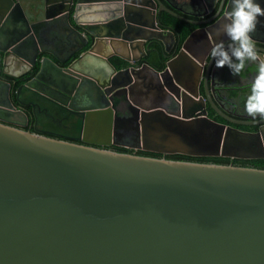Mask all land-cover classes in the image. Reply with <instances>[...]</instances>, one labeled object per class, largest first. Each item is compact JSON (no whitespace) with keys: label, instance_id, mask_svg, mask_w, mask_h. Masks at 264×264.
<instances>
[{"label":"water","instance_id":"obj_1","mask_svg":"<svg viewBox=\"0 0 264 264\" xmlns=\"http://www.w3.org/2000/svg\"><path fill=\"white\" fill-rule=\"evenodd\" d=\"M194 1L0 0V264H264V167L107 147L264 157V119H235L211 95L204 58L227 39L215 30L228 8L200 18L216 0ZM160 9L198 26L157 69L138 60L147 39L174 41ZM51 26L68 53L28 57ZM205 100L256 129L210 118Z\"/></svg>","mask_w":264,"mask_h":264},{"label":"clouds","instance_id":"obj_2","mask_svg":"<svg viewBox=\"0 0 264 264\" xmlns=\"http://www.w3.org/2000/svg\"><path fill=\"white\" fill-rule=\"evenodd\" d=\"M261 17H264V7L257 0H230L229 8L224 11L222 22L215 30V36L223 35L228 43L219 40L209 52L217 68L226 66L232 75H239L248 62L260 60L252 34ZM244 111L254 120L257 117L264 119V61L259 63L251 82Z\"/></svg>","mask_w":264,"mask_h":264},{"label":"trees","instance_id":"obj_3","mask_svg":"<svg viewBox=\"0 0 264 264\" xmlns=\"http://www.w3.org/2000/svg\"><path fill=\"white\" fill-rule=\"evenodd\" d=\"M155 16H156V19L160 27L167 28L173 32V35H174L173 46L170 50L166 51L164 50L162 42L159 39L151 37L145 41L144 43L145 54L138 61H146L151 66L157 69H161L164 66L165 60L176 52V50L180 46L184 37L195 26V23H192L184 18L178 17L177 15L172 14L162 9L156 11ZM76 53L77 52H75L73 56ZM41 54H47V52H39L37 56ZM50 56L54 58L52 55ZM109 60L113 62V64L117 68L122 67L127 64V61L115 55L109 56ZM59 63L64 64V62H59ZM258 67L259 66H257L256 63L252 62L246 65L245 69L239 75H234V76L236 78L237 77L245 78L251 72L258 71ZM35 68H36V64H34L33 68L29 70L26 75L18 79L17 82L21 81V79L26 78L27 76L32 74L35 71ZM229 73L231 74L228 67H226V70L224 69L223 77L227 78V75H229ZM1 76L9 78L5 75H1ZM250 88H251V83L245 84V85L243 84V86L241 87H228L226 94L227 96L231 97L234 100L237 107L244 108V102H245L247 95L250 92ZM231 108H233V106H231ZM207 116L217 121L226 122L224 119H222L219 115H217L209 107L207 109ZM238 126L246 128V129L253 128L252 126H241V125H238ZM112 149H115L118 151L135 152L138 154L151 155V156H163L166 158H174V159H189V160H195V161H212V162H222V163L230 162V163L240 164V165L264 167V158H260V157L240 158V157H230V156H225V155H187V154L178 153V152L161 154L159 152L144 150V149L133 150L130 147H125V146H120V145H116Z\"/></svg>","mask_w":264,"mask_h":264},{"label":"flooded vegetation","instance_id":"obj_4","mask_svg":"<svg viewBox=\"0 0 264 264\" xmlns=\"http://www.w3.org/2000/svg\"><path fill=\"white\" fill-rule=\"evenodd\" d=\"M173 1V4L175 5H180L182 7H184V4H189V3H192L193 6H194V3L195 1H191V0H171ZM167 6L171 7L167 2L163 1ZM219 2V0H216V3H215V6L214 8L209 11L208 13H205L204 15L200 16V18L202 17H207L209 15H211L213 13V11L215 10V8L217 7V3ZM223 3L226 4L227 8H229V4H230V0H223ZM175 11H177L176 9H174ZM178 12V11H177ZM186 17H190V18H199V16H194V15H191V14H184ZM209 21H207L206 23H208ZM205 23V24H206ZM198 26V24H195L194 27ZM193 27V28H194ZM252 36H254L255 38H258V39H264V17H261L260 18V22L257 24V28H256V31L252 34ZM225 42V44L228 43V40L225 39L223 40ZM255 43L257 45H262L264 46V43H261L259 42L258 40H254ZM174 43V41H173ZM173 43L171 44L169 50L172 48L173 46ZM180 47V46H179ZM178 47V48H179ZM211 48V47H210ZM210 48L207 50L206 54H205V58H204V63L206 62V60L208 58H210ZM70 49H68L69 51ZM178 50V49H177ZM176 50V51H177ZM68 51L66 50V52L68 53ZM44 52H47V54H50L48 51H44ZM176 53V52H175ZM174 53V54H175ZM66 54V53H65ZM65 54L63 55H60V57H63L65 56ZM42 56L39 55L37 57H40ZM172 56V55H171ZM252 62H248V64H250ZM253 63H256L257 66L258 63L257 62H253ZM34 66V65H33ZM203 70H204V64H203ZM224 69L226 70V66L223 67V68H217L215 66V62L213 59H211V62H210V68L208 69V76H211V95H212V98H213V101L214 103L221 109L223 110V112L235 119H240V120H254L252 117L248 116L245 111H244V108H240V107H237L234 100L227 96V88L228 87H241L243 86V84H249L252 82L254 76L256 75L257 71H253L251 72L250 74H248L245 78H239V77H235L234 75H231L229 73V75H227V78H224L223 77V73H224ZM2 74L0 73V77ZM31 75V74H30ZM29 75V76H30ZM4 77V76H3ZM20 79V78H19ZM24 79V78H23ZM21 79V80H23ZM226 84V85H225ZM198 92L203 94V88H202V85H201V82H199L198 84ZM234 103V105H233ZM204 104H205V108H206V114H207V109L208 107L211 108L217 115H219L209 104L208 102L205 100L204 101ZM121 106H123L125 108V105L126 104H119ZM231 106H233V108H231ZM117 112L118 109H117ZM28 113V112H27ZM28 115L30 116V114L28 113ZM222 119H224L226 122L224 123H228V124H231L237 128H240V129H245V130H254L256 129V124H245V123H238V122H230L228 120H226L224 117H222L221 115H219ZM257 118H260V117H257ZM256 118V119H257ZM221 122V121H220ZM238 125H241V126H252L253 128L252 129H246V128H243V127H239ZM24 128H31V125L29 122H27L24 126ZM114 146H116V144H110V145H107L108 148H113ZM133 150H136L135 148H132ZM160 153V152H159ZM161 154H167V153H161ZM260 158H264L262 156H259Z\"/></svg>","mask_w":264,"mask_h":264},{"label":"crops","instance_id":"obj_5","mask_svg":"<svg viewBox=\"0 0 264 264\" xmlns=\"http://www.w3.org/2000/svg\"><path fill=\"white\" fill-rule=\"evenodd\" d=\"M260 3L261 7H264V0H257ZM41 27L38 30L36 36L29 38L28 46L24 49L25 54L28 57H31L37 49L40 47H45L53 50L59 56L66 53V50L70 47V40L67 39L69 36H66L65 30H59L58 27ZM72 44V43H71ZM50 55V54H49ZM114 55V54H112Z\"/></svg>","mask_w":264,"mask_h":264}]
</instances>
